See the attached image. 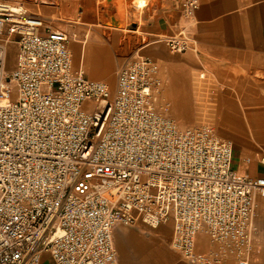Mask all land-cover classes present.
Returning a JSON list of instances; mask_svg holds the SVG:
<instances>
[{"label":"built area","instance_id":"1","mask_svg":"<svg viewBox=\"0 0 264 264\" xmlns=\"http://www.w3.org/2000/svg\"><path fill=\"white\" fill-rule=\"evenodd\" d=\"M197 8L184 0L190 25L161 38L171 52H198ZM160 87L158 65L141 56L114 88L88 78L66 31L0 1V264H39L45 252L55 264H120L116 227L168 224L190 264L252 263L264 175L239 174L214 126H183L158 107Z\"/></svg>","mask_w":264,"mask_h":264},{"label":"crops","instance_id":"2","mask_svg":"<svg viewBox=\"0 0 264 264\" xmlns=\"http://www.w3.org/2000/svg\"><path fill=\"white\" fill-rule=\"evenodd\" d=\"M0 1L22 4L33 14L48 20L54 28L75 31V36L76 32L84 36L89 33L84 52L90 56V66L94 61L101 64L99 56L109 51L95 37L98 28H108L105 22H111L112 29L118 31L113 34L116 41L125 34L140 32L147 43L140 46L136 54L142 51L158 65L162 89L158 95L163 105L170 108L172 117L177 113L192 120L194 125L219 124L218 133L236 138L239 137L231 131L233 122H250L261 144L257 153L264 156V0H197L198 8L190 26L198 43L196 53H173L161 41L162 37L190 25L191 20L184 15V0H146L143 7L139 6V0ZM110 66L111 62L109 72ZM203 73L205 77L200 79ZM103 76L106 77L104 73ZM103 76L96 73L93 78L87 77L101 80ZM234 150L235 167L239 170L242 151L239 153L235 146ZM260 159H246L244 174L263 176L264 165ZM252 166L259 168L258 174H250ZM165 227L171 230L169 234L162 232ZM145 228H115L114 243L120 264H147L148 259L153 264H190L171 248L170 224L159 227V232H148ZM160 234L167 238L164 244L156 239ZM199 240L206 243H202L206 249L197 243L199 251L209 249L205 235H200ZM259 246L258 243L257 260L254 258L251 264H264V245L260 249ZM39 264L55 263L45 252Z\"/></svg>","mask_w":264,"mask_h":264},{"label":"rangeland","instance_id":"3","mask_svg":"<svg viewBox=\"0 0 264 264\" xmlns=\"http://www.w3.org/2000/svg\"><path fill=\"white\" fill-rule=\"evenodd\" d=\"M98 29H99V31H95V37L99 40V43L101 45L107 46L109 48L108 53H103L99 56V57H102L101 64L106 65L104 67L95 61L90 66V64H89L90 56L87 53V51L84 52L83 56H82V45H83V43H81V41L84 38V33H79V32L77 33L76 32V36H74L75 31L70 30L69 28H62V30H66L68 32L70 48H71L72 54H73V65H74V67L79 68L81 66L83 71L85 72L86 76H89L91 78H93L92 75H94L96 73L100 74L102 76L104 73L106 75V77L103 76V79H101V81L104 80V82L108 83L112 88H114L115 84H116V74H117L118 70L122 66H125V65L131 63L138 56H140V53L136 54L137 50L140 46L145 45L147 43V41L143 38V35H141L140 32L137 34H134V33H128L127 35L125 34V37L122 36V38H120L119 41H116L113 34H115L118 31H115L114 29L111 30L109 28H98ZM124 29H126V27H124ZM10 59H11V52H10V56H9L8 64H7L8 69H11L10 68ZM110 62L112 63V66H110V72H109L108 64H110ZM161 91H162V89H160V92ZM154 98H155V102H156L158 107H159V105L164 106L163 105L164 101L161 100V96L158 95V91L155 92ZM171 110H173V109H171ZM173 115H174V113H173ZM208 124H212L219 132V129L221 128L219 124H213V123H208ZM219 135L222 136L220 133H219ZM222 137L231 140L233 142L236 150L237 151L239 150V153H240V151H241L240 147L242 146L240 144V141H241L240 138L230 137V136L229 137L222 136ZM252 143L256 144V142H252ZM249 148H250V151H252L254 154L257 153L259 150V147H257L256 145H252V147H249ZM258 173H259V168L252 166L251 170H250V174L256 175ZM259 214L260 215H259L258 223L260 224L259 227H260L261 234H262V236H261L262 238L260 239L261 241L259 242V245H260L259 249H260L261 246L264 245V221L262 220V218L264 217V210H261L259 212ZM120 227L131 228L128 226H123V225ZM145 229L148 232H156V231L159 232V231H161L160 229H157V230H150L147 228H145ZM169 231L171 232V230H169V227H165V229H163L162 232L165 234H169ZM256 260H257V255L255 257V261Z\"/></svg>","mask_w":264,"mask_h":264},{"label":"bare ground","instance_id":"4","mask_svg":"<svg viewBox=\"0 0 264 264\" xmlns=\"http://www.w3.org/2000/svg\"><path fill=\"white\" fill-rule=\"evenodd\" d=\"M139 6L143 7L146 4V0H139ZM108 28L112 29V26H107ZM123 30H125L124 28H122ZM75 36V35H74ZM90 39V34L87 33L85 34L83 40H82V56L84 53V49L86 48V45L88 43ZM9 49L11 52V59H10V68L11 69H15L17 66V60H18V44L16 43H9ZM140 51V50H139ZM142 51H140V56L141 57H145L143 55V53H141ZM152 59V58H150ZM153 60V59H152ZM175 120L182 124V125H194V122L192 120H188L186 119V117H183L181 114H175ZM231 131L233 132V134L237 137H239L241 139L240 144L242 145L241 148V155H242V162H241V168L238 170L239 174L243 175L244 174V167H245V160L248 158H263L264 156L262 155V153H253L252 151H250L249 147H252V145H257L258 147L261 148V144H260V140L256 139V134H255V130L252 128L251 123L248 122L247 124H243L242 122H233L232 127H231ZM249 131V133H247ZM247 133V134H246ZM249 135V136H248ZM252 142H256V144L252 143ZM160 243H165L166 241V236L165 234H160L159 237L156 238ZM199 246H202L203 248L204 245L202 243V240L197 241ZM206 244V243H204ZM206 249V248H205ZM151 259H148L147 264H153L151 261Z\"/></svg>","mask_w":264,"mask_h":264},{"label":"water","instance_id":"5","mask_svg":"<svg viewBox=\"0 0 264 264\" xmlns=\"http://www.w3.org/2000/svg\"><path fill=\"white\" fill-rule=\"evenodd\" d=\"M105 25H107V26H113V24L111 23V22H105Z\"/></svg>","mask_w":264,"mask_h":264}]
</instances>
